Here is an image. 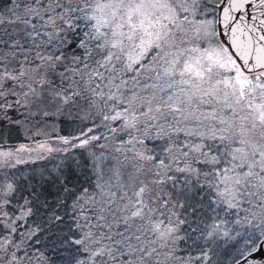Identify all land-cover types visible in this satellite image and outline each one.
Masks as SVG:
<instances>
[{
    "label": "snow or ice",
    "instance_id": "obj_1",
    "mask_svg": "<svg viewBox=\"0 0 264 264\" xmlns=\"http://www.w3.org/2000/svg\"><path fill=\"white\" fill-rule=\"evenodd\" d=\"M0 264H264V0H0Z\"/></svg>",
    "mask_w": 264,
    "mask_h": 264
}]
</instances>
